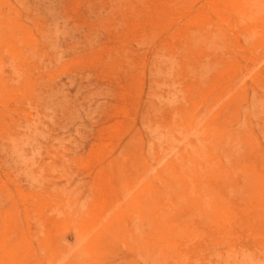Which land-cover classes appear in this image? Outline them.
I'll return each instance as SVG.
<instances>
[{"label":"rangeland","instance_id":"1","mask_svg":"<svg viewBox=\"0 0 264 264\" xmlns=\"http://www.w3.org/2000/svg\"><path fill=\"white\" fill-rule=\"evenodd\" d=\"M0 264H264V0H0Z\"/></svg>","mask_w":264,"mask_h":264}]
</instances>
